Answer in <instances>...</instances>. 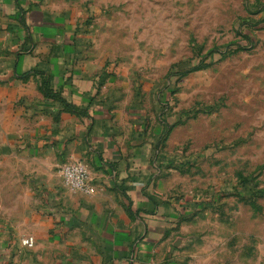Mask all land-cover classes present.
<instances>
[{
    "label": "rangeland",
    "instance_id": "rangeland-1",
    "mask_svg": "<svg viewBox=\"0 0 264 264\" xmlns=\"http://www.w3.org/2000/svg\"><path fill=\"white\" fill-rule=\"evenodd\" d=\"M47 2L77 63L105 74L114 111L139 121L149 195L168 217L166 260L264 264V0ZM14 96L0 92V217L32 232L42 188L66 187L69 164L53 144L20 138L39 120L24 123L33 111Z\"/></svg>",
    "mask_w": 264,
    "mask_h": 264
},
{
    "label": "crops",
    "instance_id": "crops-1",
    "mask_svg": "<svg viewBox=\"0 0 264 264\" xmlns=\"http://www.w3.org/2000/svg\"><path fill=\"white\" fill-rule=\"evenodd\" d=\"M63 23L47 0H0V92L26 99L24 109L33 112H20L24 123L39 120L33 132L21 129L20 138L35 136L38 147L66 151L59 165L83 161L93 192L45 185L32 232L0 217V264H174L165 255L168 217L149 195L150 152L140 148L139 121L132 111H114L105 74L77 63L70 26ZM43 75L86 115L45 100L37 84ZM8 129L4 141H12ZM28 237L35 240L32 248L23 245Z\"/></svg>",
    "mask_w": 264,
    "mask_h": 264
},
{
    "label": "built area",
    "instance_id": "built-area-1",
    "mask_svg": "<svg viewBox=\"0 0 264 264\" xmlns=\"http://www.w3.org/2000/svg\"><path fill=\"white\" fill-rule=\"evenodd\" d=\"M60 176L64 185L73 193L90 195L93 192L89 170L83 161L64 165L60 169ZM35 240L32 237L25 238L23 245L32 248Z\"/></svg>",
    "mask_w": 264,
    "mask_h": 264
},
{
    "label": "trees",
    "instance_id": "trees-1",
    "mask_svg": "<svg viewBox=\"0 0 264 264\" xmlns=\"http://www.w3.org/2000/svg\"><path fill=\"white\" fill-rule=\"evenodd\" d=\"M42 80L44 81L41 85V92L45 97L52 99L55 102L62 104L65 111L73 113L77 116H85L86 112L81 110L71 104H68L67 101L62 97L60 92H55L51 87V78L43 75Z\"/></svg>",
    "mask_w": 264,
    "mask_h": 264
}]
</instances>
